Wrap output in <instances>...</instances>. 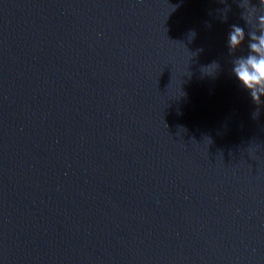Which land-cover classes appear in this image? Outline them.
<instances>
[{
	"label": "water",
	"instance_id": "water-1",
	"mask_svg": "<svg viewBox=\"0 0 264 264\" xmlns=\"http://www.w3.org/2000/svg\"><path fill=\"white\" fill-rule=\"evenodd\" d=\"M234 24V0H0V264H264Z\"/></svg>",
	"mask_w": 264,
	"mask_h": 264
},
{
	"label": "clouds",
	"instance_id": "clouds-1",
	"mask_svg": "<svg viewBox=\"0 0 264 264\" xmlns=\"http://www.w3.org/2000/svg\"><path fill=\"white\" fill-rule=\"evenodd\" d=\"M223 2V0H222ZM242 10V19L245 27L232 25L228 34V48L234 54L246 45V52L240 56H234L232 60V74L238 80L258 107L264 104V0H234ZM230 8L224 9L222 20H227V13ZM246 29V30H245ZM195 33L190 38H194ZM215 66L211 74L202 69ZM205 75L215 76L219 70V64L213 62L211 65L202 68ZM162 73V72H161ZM259 115L253 113V118Z\"/></svg>",
	"mask_w": 264,
	"mask_h": 264
}]
</instances>
